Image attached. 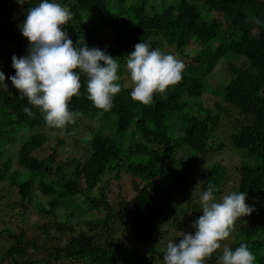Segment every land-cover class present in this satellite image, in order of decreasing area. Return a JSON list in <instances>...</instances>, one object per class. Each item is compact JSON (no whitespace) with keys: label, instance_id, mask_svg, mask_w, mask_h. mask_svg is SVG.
I'll list each match as a JSON object with an SVG mask.
<instances>
[{"label":"trees","instance_id":"obj_1","mask_svg":"<svg viewBox=\"0 0 264 264\" xmlns=\"http://www.w3.org/2000/svg\"><path fill=\"white\" fill-rule=\"evenodd\" d=\"M58 2L73 12L64 28L74 45L117 59L122 90L103 111L86 98L82 76V95L69 103L76 123L47 126L8 79L13 55L27 54L20 25L39 0H0V71L8 86H0V214H7L0 264H164L167 242L182 237H166L163 226L181 228L178 208L186 224L198 219L208 184L218 199L247 193L256 211L238 218L221 244L234 250L244 243L255 264H264V0H160L156 8L149 0ZM141 41L185 65L182 80L147 106L132 100L125 66ZM226 147L241 155L234 173L207 161ZM58 150L67 154L60 162ZM123 172L129 191L119 185L110 203L104 187ZM10 194L16 200L9 202ZM89 211L102 217L83 220Z\"/></svg>","mask_w":264,"mask_h":264},{"label":"clouds","instance_id":"obj_2","mask_svg":"<svg viewBox=\"0 0 264 264\" xmlns=\"http://www.w3.org/2000/svg\"><path fill=\"white\" fill-rule=\"evenodd\" d=\"M20 5L31 0H16ZM73 19L67 4L58 0H39L27 9L20 25L22 35L28 40L27 54L13 55L15 75L8 77L29 105L42 114L47 126L63 129L76 123L77 113L69 103L81 93V77L86 78L87 99L103 111L111 110L114 98L122 90L118 75L119 63L106 50L80 41L74 45L64 26ZM126 69L131 79L132 100L150 105L154 95L164 93L169 86L182 80L185 65L171 53L152 48L141 41L127 55ZM0 86L7 90L5 74L0 71ZM128 87V85H124ZM29 117L30 107L23 109ZM216 186L208 184L199 197L203 214L193 221L194 232H182L178 243L166 244L164 264H206L216 253L215 264H255L256 256L241 243L234 250L221 242L229 238L238 218L256 211L246 203L247 193L233 191L221 196L214 194Z\"/></svg>","mask_w":264,"mask_h":264},{"label":"rangeland","instance_id":"obj_3","mask_svg":"<svg viewBox=\"0 0 264 264\" xmlns=\"http://www.w3.org/2000/svg\"><path fill=\"white\" fill-rule=\"evenodd\" d=\"M159 1L160 0H149L150 4L152 6H154L155 8L157 7V4L159 3ZM4 8H6V6H4ZM158 14L159 13H157L155 15H158ZM6 16L9 17L10 16V13L7 12L6 13ZM3 18H5V16H3ZM156 18L158 19V17H156ZM191 46L194 47L193 44H191ZM0 60L2 61L3 58H0ZM178 121L179 120L174 121V126L175 127L178 125ZM84 123H86V121L84 119H83V121H80V124L81 125L82 124L84 125ZM50 134L51 135H55L54 134V131H51ZM76 135H78V134H76L75 132H73L71 134V136H75V137H76ZM59 137H63V135L60 132H59ZM63 149H65L67 151V149H66L65 146L63 147ZM230 151H231L230 148H227L226 147V148H224V150H222L220 152H217L216 154H214L211 157H209L207 159V161L208 162H211V163H214V162H217V161H219V162L221 161L224 164V166L226 167L227 171L229 170V171H231V173H234V168L233 167L236 165V162H238V160L241 157V155H240V152H239V153H236L237 156H235L236 154H234V153H232ZM71 152H72V147L70 148V153ZM46 154H49V152L48 151H45L44 154L37 153V156L38 157L40 156L42 158H45L46 157L45 156ZM79 154H77L76 156H79ZM63 155H67V154L65 152H63V151H59L58 155H56L57 156L56 161L57 162H60V159L63 158ZM238 155H240V156H238ZM63 160H64V158H63ZM63 164H66V161L63 162ZM120 178L121 179L118 182L115 179L110 180L109 183L104 187L105 188L106 197L108 198V200H109L110 203H112V201L116 199V193H118V191H119V189H118L119 185H120L121 189H123V190L125 189L124 191H126V192L129 191L128 189L130 187L129 186L130 176L127 175V174H125L123 172V173L120 174ZM13 200H16V196L10 194L9 202L10 201H13ZM8 212L9 213H13L11 206L8 207ZM90 212H94V213H90ZM4 213H6V212L4 211ZM4 213L3 214H0V221L2 219V216L7 215V214H4ZM62 213H63V211H62ZM177 213L179 214L178 215L179 216V219L176 216L177 220L179 222L182 221L181 222V228H175L176 225L175 226L174 225H170L168 227V224H166V225L163 224L164 226H163V229H162V233L166 234V237H167V234L170 235V236H172L174 233H176L177 235H181V233L183 232V230L188 229V228L193 229L191 227V225H192L193 222L190 223V224H186L187 223V218H183L184 216H182V213H181L180 208H178V212ZM191 213H188V214H191ZM79 215L80 214H76L74 216V219H77L79 217ZM91 217L101 218L102 217V212H100V213H96L95 211H89L87 213L84 212V215H83L82 219L83 220L84 219H90ZM181 217L183 219H181ZM193 220H194V218H193ZM23 223H24V221H23ZM159 225L161 226V224H159ZM2 227H3V224L0 222V228H2ZM160 232H161V230L158 231V233H160ZM224 245L225 244H223L222 247H224Z\"/></svg>","mask_w":264,"mask_h":264}]
</instances>
